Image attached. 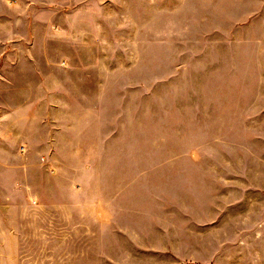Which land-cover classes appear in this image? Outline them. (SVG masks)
Listing matches in <instances>:
<instances>
[{"label": "rangeland", "instance_id": "374dc122", "mask_svg": "<svg viewBox=\"0 0 264 264\" xmlns=\"http://www.w3.org/2000/svg\"><path fill=\"white\" fill-rule=\"evenodd\" d=\"M70 6L0 264H264V0Z\"/></svg>", "mask_w": 264, "mask_h": 264}, {"label": "crops", "instance_id": "0c3cea01", "mask_svg": "<svg viewBox=\"0 0 264 264\" xmlns=\"http://www.w3.org/2000/svg\"><path fill=\"white\" fill-rule=\"evenodd\" d=\"M76 16L70 0H0V240L32 212L34 167L47 159L48 48L73 47Z\"/></svg>", "mask_w": 264, "mask_h": 264}]
</instances>
